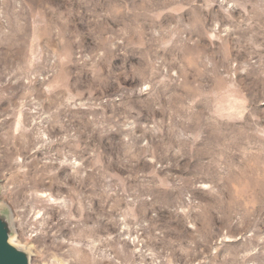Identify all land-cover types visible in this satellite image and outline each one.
<instances>
[{
  "label": "rangeland",
  "instance_id": "374dc122",
  "mask_svg": "<svg viewBox=\"0 0 264 264\" xmlns=\"http://www.w3.org/2000/svg\"><path fill=\"white\" fill-rule=\"evenodd\" d=\"M0 211L30 264H264V0H0Z\"/></svg>",
  "mask_w": 264,
  "mask_h": 264
},
{
  "label": "water",
  "instance_id": "95a60500",
  "mask_svg": "<svg viewBox=\"0 0 264 264\" xmlns=\"http://www.w3.org/2000/svg\"><path fill=\"white\" fill-rule=\"evenodd\" d=\"M11 227L0 211V264H30L28 254L11 242Z\"/></svg>",
  "mask_w": 264,
  "mask_h": 264
}]
</instances>
